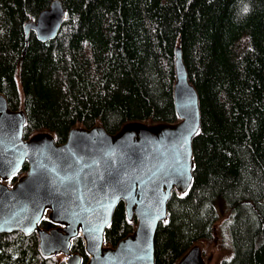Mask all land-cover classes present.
I'll return each instance as SVG.
<instances>
[{
    "label": "trees",
    "instance_id": "16d2710c",
    "mask_svg": "<svg viewBox=\"0 0 264 264\" xmlns=\"http://www.w3.org/2000/svg\"><path fill=\"white\" fill-rule=\"evenodd\" d=\"M55 0H0V92L24 111L25 139L75 128L175 124L176 56L199 94L194 180L174 192L156 233L155 263L179 264L219 242L220 264H264V0H61L65 22L42 42L25 25ZM26 163L9 183L28 173ZM7 181V182H8ZM122 201L105 233L117 247L135 233ZM41 227H59L44 217ZM72 249L88 264L85 239ZM0 264H68L45 256L37 232L0 234Z\"/></svg>",
    "mask_w": 264,
    "mask_h": 264
},
{
    "label": "water",
    "instance_id": "95a60500",
    "mask_svg": "<svg viewBox=\"0 0 264 264\" xmlns=\"http://www.w3.org/2000/svg\"><path fill=\"white\" fill-rule=\"evenodd\" d=\"M67 11L55 0L37 20L25 25L46 42L55 39ZM175 103L181 121L175 124H126L117 134L103 126L75 128L58 144L49 132L24 137L26 114L10 109L0 92V234L37 232L45 256L65 254L68 264H82L73 240L85 239L88 264H156L155 239L168 219L174 192L186 193L194 175L193 140L201 128L199 94L190 83L181 49L176 56ZM28 163V173L13 179ZM126 205L135 233L117 247L105 245V233L116 207ZM60 227H41L45 214ZM179 264H206L199 245Z\"/></svg>",
    "mask_w": 264,
    "mask_h": 264
},
{
    "label": "rangeland",
    "instance_id": "374dc122",
    "mask_svg": "<svg viewBox=\"0 0 264 264\" xmlns=\"http://www.w3.org/2000/svg\"><path fill=\"white\" fill-rule=\"evenodd\" d=\"M9 187H13L9 181L4 182ZM45 217L49 218V211L45 214ZM199 246L202 250V257L206 264H220L221 261L230 255L229 249H222L220 243L217 241L215 243H200ZM61 258L67 260L65 254H60Z\"/></svg>",
    "mask_w": 264,
    "mask_h": 264
},
{
    "label": "flooded vegetation",
    "instance_id": "af4514ba",
    "mask_svg": "<svg viewBox=\"0 0 264 264\" xmlns=\"http://www.w3.org/2000/svg\"><path fill=\"white\" fill-rule=\"evenodd\" d=\"M60 227V226H59Z\"/></svg>",
    "mask_w": 264,
    "mask_h": 264
}]
</instances>
